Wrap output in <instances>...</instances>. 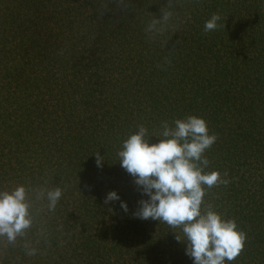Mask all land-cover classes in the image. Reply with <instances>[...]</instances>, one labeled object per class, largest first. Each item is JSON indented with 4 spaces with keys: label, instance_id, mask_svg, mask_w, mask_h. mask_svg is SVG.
Here are the masks:
<instances>
[{
    "label": "trees",
    "instance_id": "obj_1",
    "mask_svg": "<svg viewBox=\"0 0 264 264\" xmlns=\"http://www.w3.org/2000/svg\"><path fill=\"white\" fill-rule=\"evenodd\" d=\"M0 264H264V0H0Z\"/></svg>",
    "mask_w": 264,
    "mask_h": 264
}]
</instances>
